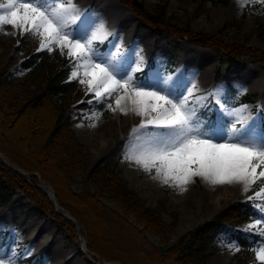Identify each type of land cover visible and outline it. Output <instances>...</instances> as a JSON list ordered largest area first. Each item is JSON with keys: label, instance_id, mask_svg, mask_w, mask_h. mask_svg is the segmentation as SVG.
Returning <instances> with one entry per match:
<instances>
[{"label": "rangeland", "instance_id": "374dc122", "mask_svg": "<svg viewBox=\"0 0 264 264\" xmlns=\"http://www.w3.org/2000/svg\"><path fill=\"white\" fill-rule=\"evenodd\" d=\"M3 2L5 0H0V3ZM73 2L75 6L85 2L94 6L89 18L95 20L97 25V21L102 20L105 29L111 33L103 45L99 43L94 45L96 48H103L107 52L109 42H114L120 46L122 53L131 56L133 67H135V61L142 57L141 67L146 71L158 72L164 81L175 82L177 88L185 91L186 88L195 85L194 92L200 97H214L218 94L221 102H225L227 83L240 95L253 94L254 97L249 102L231 105L226 101V105L229 107L246 105L245 115L255 121L257 131L264 127V63L250 61L248 56H242L235 62L227 64L222 54L212 47L194 45L188 39L174 36L166 30L159 33L157 29L143 25L142 21L121 0H73ZM120 4L127 7L131 13ZM143 5L150 12H160L164 9V22L170 25L187 26L196 33L197 31L211 33L225 42L246 45L251 51L255 49L264 51V4L257 3L256 0H144ZM113 9H120L116 20L110 15V10ZM0 34L4 42L3 50L8 56L13 55L16 58V62L10 69V75L23 76L26 70L19 65L23 55L18 48L20 44L17 42L21 34L9 26H5ZM112 51H115V48H112ZM54 52L55 50L51 53L54 54ZM135 75L138 79L144 73L137 72ZM77 85L86 95V86L78 82ZM86 96L88 98L76 99L74 104L68 106L64 115L65 122L71 123L77 139L90 151L91 162L102 159L120 172L124 180L145 203L158 209L165 224L171 223L172 213L177 215L176 226L169 234L170 243L204 224L205 221H213L216 222L217 227L210 232L209 239L204 244L206 257L201 264H256L254 254L251 258H247L241 250H232V245L238 247L235 240L230 237V231L236 228H230L229 224L216 220L229 205L238 200L249 202L248 197L257 191L256 185L246 194L242 193V185H237L236 192L226 197V200L215 201L210 184L199 177L194 178L186 186V191L163 184L156 177L154 170L151 173L145 171L126 158L132 143L129 134L140 123V118L130 112L134 125L128 126V129L127 122L124 120L126 116L120 111L116 114V111L108 109L107 101L87 103L93 97ZM212 102L215 103V100L213 99ZM80 103H84L85 106H79ZM204 103L206 104L207 101ZM113 107H115L114 102ZM200 110L203 108L198 106V115ZM35 116L46 118V109L36 108ZM22 121L24 120L10 121L12 126L1 125L4 130L2 138L8 139L12 147L14 149L16 147L20 154L22 150L16 142L17 137L19 134L24 138L28 135L22 130L24 125ZM120 130L126 133L118 139ZM102 132H107L113 142L100 146L97 136ZM85 175L86 172H83L77 177L74 188H79L77 183ZM35 186L38 187V185ZM41 189L45 191L44 188ZM188 190H191V193ZM257 202L250 201L251 206ZM107 203L112 205L110 202ZM258 215L239 225L238 230L244 231ZM129 219L132 220V217ZM99 221L91 228L95 239L102 241L101 246L107 253L123 255L128 264H156L139 254L132 246L133 241L128 240L123 232L114 231V227L109 228L102 219ZM76 222L73 223L78 230L77 238L70 239L65 231L59 229L53 218L39 214L33 207V203L26 199L13 200L10 204L0 207V238L3 236L0 248L4 249L3 246L8 242L15 243L14 246L9 247L8 251L9 254H15L17 264H28L25 261L27 258H31L33 264H96L85 248L86 240L81 237V229ZM35 226L42 227L43 230L41 237L37 240L46 238L48 242L39 246L37 241L29 239L30 228ZM152 240L155 244H160L158 238L152 237ZM190 241H193V238H190ZM60 242H63V248L69 250L74 248L78 254L60 262L57 256V245Z\"/></svg>", "mask_w": 264, "mask_h": 264}, {"label": "trees", "instance_id": "16d2710c", "mask_svg": "<svg viewBox=\"0 0 264 264\" xmlns=\"http://www.w3.org/2000/svg\"><path fill=\"white\" fill-rule=\"evenodd\" d=\"M122 1L131 7L144 25L187 38L195 45L212 47L221 52L228 64L242 56L264 63L263 50L251 51L246 45L225 42L211 33H196L187 26L170 25L164 22V9L149 12L144 8L143 0ZM17 42L23 55L20 66L26 69L21 77L10 75L16 58L3 50L0 34V154L28 174L15 171L0 158V206L10 204L14 197L29 199L39 214L53 218L60 230L72 239L77 238L75 223L56 211L53 200L35 186L42 180L53 189L59 206L77 220L80 234L86 240L85 247L95 261L128 264L123 255L107 253L101 246L102 241L95 239L91 226H96L102 219L109 228L123 232L128 240L133 241L134 249L149 261L156 264H201L206 257L204 244L210 232L216 229V222L205 221L170 243L169 234L176 226L177 215L172 213L171 223L165 224L158 209L147 205L114 167L102 159L91 162L90 151L77 139L70 123L64 121L67 107L76 98L83 97L77 83L67 79L68 59L57 51L54 54L37 52V39L31 35H21ZM227 90L225 100L231 105L249 102L254 97L250 93L240 95L229 85ZM39 107L46 109V118L35 116ZM15 120H24L22 130L28 133L26 138L21 134L17 137L21 154L8 139L2 138L4 130L1 125L12 126L10 121ZM85 171L87 174L77 183L79 188H74L77 177ZM257 214L250 203L238 201L229 205L217 220L235 226ZM230 233L241 252L251 258L256 246L254 241L259 237L241 230H231ZM152 237L158 238L160 244H155Z\"/></svg>", "mask_w": 264, "mask_h": 264}, {"label": "snow or ice", "instance_id": "6c2138e0", "mask_svg": "<svg viewBox=\"0 0 264 264\" xmlns=\"http://www.w3.org/2000/svg\"><path fill=\"white\" fill-rule=\"evenodd\" d=\"M5 26L37 39V52L66 54L71 61L68 79L86 86V95L93 97L87 103L107 101L108 109L139 117L129 134L126 158L145 171L154 170L163 184L186 191L199 177L212 185H242L246 194L259 182L248 197L258 201L252 206L259 215L244 231L259 237L253 254L256 264H264V127L257 131L255 121L245 115L246 105L229 107L218 94L197 96L195 85L179 89L158 72L142 68V57L133 67L131 56L114 42L107 52L96 48L111 33L81 15L73 0H5L0 3V31ZM137 72L144 75L137 79ZM198 106L203 108L199 115ZM232 250L239 247L232 245ZM0 264H17V258L0 248Z\"/></svg>", "mask_w": 264, "mask_h": 264}, {"label": "bare ground", "instance_id": "6f19581e", "mask_svg": "<svg viewBox=\"0 0 264 264\" xmlns=\"http://www.w3.org/2000/svg\"><path fill=\"white\" fill-rule=\"evenodd\" d=\"M120 5H122V4H120ZM92 7H94V6L90 5L89 2H85L83 4L76 5V8L80 12V14L81 15L87 14L88 17H89V15L92 13V11L94 9ZM122 7H124V6L122 5ZM124 8L127 9L129 13H131V11L127 7H124ZM88 9H90V11H88ZM119 10H116V9L110 10V12H111L110 15L113 18H115V20L118 18V15L120 13ZM97 23L98 24H100V23L103 24L102 20L97 21ZM114 27H116V25H114ZM118 111L119 110L117 109L116 110V114L118 113ZM125 116L126 117H125L124 120H126V122H127V126L126 127L129 129L128 126H130V125L133 126L134 125L132 123L133 122V119L130 116V112H129V114H127ZM125 133H126V131L123 132V130H120L118 136L117 135L116 136L118 137V139H121V137L124 136ZM114 139L116 140V138H114ZM97 140H98L100 146L107 145L110 142H113V140L110 139V136L107 134V132L106 133H103V132L100 133L97 136ZM237 185H239V184H233V185H212V184H210L211 190L214 193L213 196H212L213 199L215 201L216 200H218V201H220V200H226V197H228V196L230 197L232 193L236 192ZM188 191H189V193H191V190H188ZM42 232H43L42 227L41 228L40 227L37 228L35 226V227L30 228V233H29L30 236H29V239L37 241V243H38L39 246L42 245L43 243L48 242V240L46 238L41 239L40 241L37 240L39 237H41ZM63 242H60L57 245V256H58L60 262H63L65 259H68L69 260L72 257H74L75 254L76 255L78 254V251H75L74 248L72 250L71 249L69 250L67 248H63Z\"/></svg>", "mask_w": 264, "mask_h": 264}, {"label": "water", "instance_id": "95a60500", "mask_svg": "<svg viewBox=\"0 0 264 264\" xmlns=\"http://www.w3.org/2000/svg\"><path fill=\"white\" fill-rule=\"evenodd\" d=\"M11 168H13V169H17L18 171H20V172H23V170H21V169H19V167L16 165H11V164H8ZM47 192H48V194H49V196H52L53 198H54V203L58 206V204H57V201H56V198H55V196H54V194H53V190L51 189V188H48L47 189ZM67 215V217L68 218H70L71 220H74V218H72V217H70L68 214H66ZM108 264H110V262H108Z\"/></svg>", "mask_w": 264, "mask_h": 264}]
</instances>
